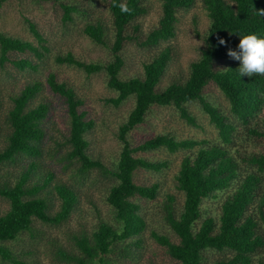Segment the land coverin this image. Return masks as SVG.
<instances>
[{
  "label": "trees",
  "instance_id": "trees-1",
  "mask_svg": "<svg viewBox=\"0 0 264 264\" xmlns=\"http://www.w3.org/2000/svg\"><path fill=\"white\" fill-rule=\"evenodd\" d=\"M31 1L58 4L63 23L81 20L83 33L112 54V60L104 65L82 62L71 53L57 55L55 63L86 75L104 72L107 88L115 93L105 101L118 107L132 98L133 107L118 128L116 137L121 149L113 169L107 171L87 152L86 135L94 122L81 109L83 101L71 86L58 81L56 73L42 71L49 51L46 40L30 22L36 45L0 32V70L8 66L27 76L20 88L7 95L9 104L5 109L0 95V196L8 202L7 210L0 214L1 261L25 264L14 255L12 245L22 241L26 233L38 236L37 226L66 223L78 205L74 187L54 182L51 170L42 169L44 125L51 110L50 102L42 95L45 84L66 108L68 135L63 158L77 163L83 175L98 169L113 179L104 197L111 220L100 219L89 234H73L72 250L53 241L60 261L114 264L113 257L138 260L146 230L142 205L157 198L159 185L139 183L135 175L140 170L161 172L167 167L165 161H151L138 154L165 150L172 154L185 152L175 176L182 204L178 210L171 205L173 198L165 204L164 218L174 239L156 232L151 235L173 263L264 264V149L248 152L243 145L258 139L264 142V75L240 76V62L227 55L229 50L239 51V40L244 35L264 38V16L258 14L264 10V0H199L209 20L200 57L190 64L184 82L174 81L163 89L159 84L172 60V48L166 44L176 35L177 15L193 8L197 0ZM151 2L159 4L161 15L142 39L136 34L140 31L137 20L148 13ZM98 4L106 8L107 21L96 11ZM132 41L158 52L142 64L141 76L124 79L120 75L124 65L121 54L126 43ZM209 86L223 95L226 109L205 94ZM189 105H196L207 116L216 130L214 140L176 139L169 134H158L136 145L127 140V134L144 123L153 107H173L180 119L197 127ZM12 167H19L13 180L9 178ZM218 198L221 202L217 215L203 210L206 200ZM54 200L58 202L56 208ZM212 253L220 256L210 259Z\"/></svg>",
  "mask_w": 264,
  "mask_h": 264
},
{
  "label": "rangeland",
  "instance_id": "rangeland-1",
  "mask_svg": "<svg viewBox=\"0 0 264 264\" xmlns=\"http://www.w3.org/2000/svg\"><path fill=\"white\" fill-rule=\"evenodd\" d=\"M95 8L102 13L103 20L107 21L108 14L103 4H98ZM160 15L159 4L151 2L148 13L137 20L140 31L136 34L143 39L157 25ZM177 16L176 35L166 44L172 48V60L160 81L159 89H163L174 81L184 82L188 77L190 64L200 57L201 49L204 47L203 38L209 20L201 2L197 0L193 8L180 11ZM80 21L77 19L73 23H63L62 11L55 3L38 4L31 0H0V32L28 40L36 45L37 41L29 29L28 22L35 26L46 40L49 49L44 58L46 65L42 71L49 70L56 73L58 81L71 86L83 101L81 109L87 113V118L94 122V127L86 135L89 142L87 152L107 171H111L121 149V143L116 134L133 107V99L129 98L115 107L105 101L114 97L115 93L107 88L104 72L86 75L80 70L55 63L54 58L57 55L66 53H71L76 59L85 63L104 65L112 60V54L108 48L94 43L83 33V25ZM157 52V49L140 47L136 41L126 43L121 54L124 60L121 77L128 79L141 76L142 64L149 61ZM38 77L44 80L43 76ZM26 79V73H19L8 66L5 67V71L0 70V95L4 109L9 104L7 95L20 88ZM204 92L221 108H227V103L217 88L209 86ZM42 95L51 104L49 119L44 125L46 136L41 158L42 169L51 170L54 174V182L73 186L78 196V205L66 223L58 227L37 226L38 236L33 238L26 233L22 241L12 245V249L15 250L14 255L25 264H69L60 261L56 255L57 249L52 242L55 241L57 246L72 250L73 240L70 237L73 234L81 231L89 234L100 219L111 220V212L104 197L113 179L98 169L90 170L88 174L83 175L78 172L77 163H69L63 158L67 150L65 137L68 135L66 108L62 100L53 95L45 84H43ZM188 108L197 120V127H191L180 119L177 110L173 107H153L146 115L144 123L127 134V140L132 145H136L158 134H169L176 139L214 140L217 135L216 130L209 123L207 116L196 105H189ZM243 145L248 152H260L264 149V142L260 139L244 142ZM184 153L172 154L165 150H158L138 154L151 161H165L167 167L161 172L140 170L135 175V180L139 183L146 185L157 183L158 196L155 200L142 205L146 230L143 233L138 260L130 261L113 257L114 264H174L167 256L165 248L155 241L151 234L156 232L174 239L164 218L165 204L168 203V198H173L171 205L174 210L181 207L182 195L175 188V176ZM17 168L19 167L10 169L11 180L16 175ZM220 202L221 198L206 200L202 206L203 210L215 216L219 212ZM53 203L56 208L58 202L54 200ZM7 208L8 202L0 196V214ZM219 256L217 253H212L210 259ZM0 264L7 263H3L0 259Z\"/></svg>",
  "mask_w": 264,
  "mask_h": 264
},
{
  "label": "clouds",
  "instance_id": "clouds-1",
  "mask_svg": "<svg viewBox=\"0 0 264 264\" xmlns=\"http://www.w3.org/2000/svg\"><path fill=\"white\" fill-rule=\"evenodd\" d=\"M258 14L264 16V10L258 11ZM224 43L223 40L220 41V44ZM238 49L239 51L229 50L227 55L240 62V76L264 75V38L255 34L244 35L240 37Z\"/></svg>",
  "mask_w": 264,
  "mask_h": 264
}]
</instances>
